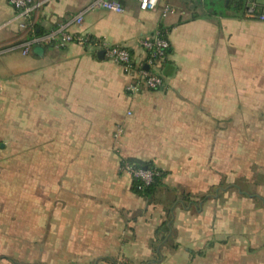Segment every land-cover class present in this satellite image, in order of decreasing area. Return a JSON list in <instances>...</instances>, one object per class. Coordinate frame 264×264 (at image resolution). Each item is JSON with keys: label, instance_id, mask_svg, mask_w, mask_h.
Instances as JSON below:
<instances>
[{"label": "crops", "instance_id": "crops-1", "mask_svg": "<svg viewBox=\"0 0 264 264\" xmlns=\"http://www.w3.org/2000/svg\"><path fill=\"white\" fill-rule=\"evenodd\" d=\"M33 1L38 33L0 0V264H264V21L205 0H169L166 18L137 0H118L122 12ZM158 25L165 86L132 95L94 45L42 39L63 27L140 62L138 39ZM124 158L211 196L176 208L163 239V189L154 202L134 193Z\"/></svg>", "mask_w": 264, "mask_h": 264}, {"label": "built area", "instance_id": "built-area-1", "mask_svg": "<svg viewBox=\"0 0 264 264\" xmlns=\"http://www.w3.org/2000/svg\"><path fill=\"white\" fill-rule=\"evenodd\" d=\"M138 8L141 11L158 10L161 18L177 13V9L169 0H137ZM8 4L16 11L20 19L18 26L29 32L34 31V25L30 19L31 13L38 8L39 3L33 0H7ZM89 7L103 8L115 12H122L124 9L118 0H91ZM244 17L258 21H264V0H248L243 14ZM82 15L75 18L76 23H81ZM166 30L158 25L152 33L141 36L138 39L139 46L145 52V58L140 62H134L129 49L119 44H109L89 35L80 33H71L63 27L50 31L42 36L47 43H53L57 46L75 43L81 46L94 45L103 51V57L111 60L129 75L132 76L125 91L128 95L136 94L142 89L156 90L165 86V76L162 73V65L165 62L170 43L165 32ZM28 52V46L22 48V53ZM122 171L130 175L141 177L145 182L151 179V171L142 169H133L131 165L124 162L120 166Z\"/></svg>", "mask_w": 264, "mask_h": 264}, {"label": "trees", "instance_id": "trees-1", "mask_svg": "<svg viewBox=\"0 0 264 264\" xmlns=\"http://www.w3.org/2000/svg\"><path fill=\"white\" fill-rule=\"evenodd\" d=\"M247 1L248 0H233L230 2V0H228L224 5V0H205V2L213 8L214 13L217 12L223 13L224 10L230 9L231 7L234 11L233 16H237V17L243 16L247 5ZM34 32L38 33L35 26H34ZM89 37L93 38L90 35ZM124 162L131 165L133 169L149 170L152 173L151 179L148 183L145 182L141 177H136L134 175H131V190L134 193L144 197L147 200V202H154L160 199L157 198V195L163 189L161 201L163 202L165 207L166 218L165 221L160 226V229H158V231L163 230V239L172 236L170 221L173 218L174 210L176 208L187 209V210L191 208H198L199 203L201 201H204L211 196L210 193L213 189H211L207 193L198 195L196 199L191 193L186 192L185 190L179 187H165L163 184V178L166 175V172L156 167L152 162H148V161L142 162L135 158H124L120 160V166ZM155 245L156 244L153 243V246ZM160 258L161 255L156 253V256L153 258L152 262H156Z\"/></svg>", "mask_w": 264, "mask_h": 264}, {"label": "water", "instance_id": "water-1", "mask_svg": "<svg viewBox=\"0 0 264 264\" xmlns=\"http://www.w3.org/2000/svg\"><path fill=\"white\" fill-rule=\"evenodd\" d=\"M225 1H227V0H225ZM99 55H100V56H103V51L100 50V51H99Z\"/></svg>", "mask_w": 264, "mask_h": 264}]
</instances>
